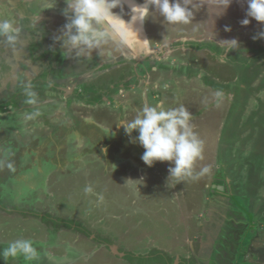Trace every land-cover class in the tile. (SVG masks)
Returning a JSON list of instances; mask_svg holds the SVG:
<instances>
[{
	"label": "rangeland",
	"instance_id": "obj_1",
	"mask_svg": "<svg viewBox=\"0 0 264 264\" xmlns=\"http://www.w3.org/2000/svg\"><path fill=\"white\" fill-rule=\"evenodd\" d=\"M47 2L53 0H0V18L19 29L14 48L0 37V248L31 239L40 252L34 264H264V38L252 39L264 25L252 18L240 24L244 0H232L222 15L223 0H192L193 18L176 25L158 13L154 22L142 21L134 6L144 0H122L123 11L113 12L137 35L129 47L101 26L102 53L121 44L139 58L149 54L158 70L150 78L135 58L137 67L110 60L98 83L68 73L78 71L68 68L74 53L66 55L54 40L66 23V5L55 0L44 8ZM232 38L239 46L225 50L221 40ZM193 54L197 72L188 70L186 81L179 64ZM170 62L174 69L165 66ZM228 74L234 79L221 80ZM121 87L123 93L116 90ZM143 92L153 102L165 94L191 112L203 142L196 179H168L167 161L145 165L143 147L118 125L144 106ZM89 185L93 192L86 194ZM8 264L28 262L21 257Z\"/></svg>",
	"mask_w": 264,
	"mask_h": 264
},
{
	"label": "clouds",
	"instance_id": "obj_2",
	"mask_svg": "<svg viewBox=\"0 0 264 264\" xmlns=\"http://www.w3.org/2000/svg\"><path fill=\"white\" fill-rule=\"evenodd\" d=\"M53 2L44 8H51ZM232 0H223L222 15ZM247 7L245 17L240 20L241 25H248L252 18L264 25V0H244ZM66 7L62 15L66 23L58 30L54 37L66 49V55L75 54L76 57L89 56L91 50L96 49L105 32L101 26L119 36L121 43L131 46L136 33L122 17L113 12L117 7L123 11L122 0H64ZM192 0H144L143 5L134 6L140 10V19L146 20L158 13L164 22L170 25L188 24L194 16L191 7ZM41 20V16L39 18ZM225 26V31H230ZM19 29L11 18H0V37L3 43L14 48L18 39ZM264 38V30L256 33L252 39ZM227 42L225 50L235 49L239 46L236 38L223 39ZM219 95V94H217ZM191 112L183 104L178 107H166L163 102L155 105H144L137 110L134 118L118 123L122 126L131 143H138L144 151L140 157L143 163L149 167L155 162H169L168 179L184 177L196 179L194 165L198 159H202L203 142L194 131L191 124ZM112 127V126H111ZM106 128L108 135L110 129ZM137 132L132 136L133 131ZM114 135V133H112ZM106 152V149H102ZM9 168L12 165H7ZM115 167V165H114ZM114 169V168H113ZM207 168L201 170L207 172ZM133 179H126L125 183ZM142 180V179H141ZM85 193H92V187L86 186ZM99 199H103L102 196ZM23 258L28 264H34L40 258V252L31 239L17 238L0 248V259L8 264L10 259Z\"/></svg>",
	"mask_w": 264,
	"mask_h": 264
},
{
	"label": "crops",
	"instance_id": "obj_3",
	"mask_svg": "<svg viewBox=\"0 0 264 264\" xmlns=\"http://www.w3.org/2000/svg\"><path fill=\"white\" fill-rule=\"evenodd\" d=\"M11 11V13H12V15L11 16H13L14 17V13H13V11L12 10H10ZM122 48V45L121 44H117V49H115L114 50V52L113 53H109L108 55H107V53L105 54H102L103 56H101V58H98L97 60H96V62L95 61H93V59L92 58H90L89 56H86V57H84V56H82L83 57V60H80V59H78V58H76V57H74L75 56V54H73L72 55V63H70V67H68L69 69L70 68H77L78 69V71H75V70H72L71 71V69H70V71L68 72L69 74H72V75H74L73 77H78V78H82V80H83V82H87V80H89V78H91L90 76H92L93 77V81H95L96 80V82L98 83L99 81H100V79H103L104 77H105V75L107 74V72L108 71H110V69H108V67L106 68V69H101L102 67H103V65H105L106 63H109L110 62V60H113V61H119L120 62V64L118 65V66H122V65H124V64H126V63H128L129 62V60H130V62L135 66V63L136 62H138L140 65H141V67H142V69H145V71L144 72H142L143 74H146L148 77H152V75H155V73H154V71L155 70H158L157 69V62H156V64H154V66L151 68L150 66H151V63H150V61H151V58L149 57V54H147L146 56H140V58L139 57H137L138 55V53H137V51H132L131 53L130 52H128L127 50H124V49H121ZM167 55H168V57H169V54H170V51H169V49L167 50ZM167 55L166 56H160V57H162V58H159V56H157L159 59H168V58H166L167 57ZM114 56V57H113ZM133 58H135V60H136V62L134 63V62H132V59ZM197 58H198V55L197 54H193L191 57H190V59H189V61L188 62H186V61H182V62H180V64H179V68H182L183 69V76H181V78H183L184 80H189V79H191V76L190 75H188V76H186L187 75V72H188V70H191L192 69V67L194 68V72L196 73L197 72V70L195 71V69H197V66L196 65H194L191 61H192V59H194L195 61H197L198 62V60H197ZM24 61V63L25 64H27V65H29V66H32L33 64H34V62L31 60V59H25V58H22ZM145 59H146V61H145ZM141 60H144V61H141ZM172 61H176L175 60V58H172ZM22 62V61H21ZM92 62H94L95 64H96V66L95 67H91V64H92ZM7 63H9V64H11V62H8L7 61ZM164 64V63H163ZM117 65H115L114 67H115V69H116V78H118L119 76H121L120 75V73H119V71H118V69H119V67H118ZM165 66H167L168 68H175L176 67V64H175V62H170V64H167V63H165ZM135 67H137V64H136V66ZM113 69V68H112ZM173 69H171V70H173ZM57 70V69H56ZM12 71L14 72V68H13V64H12ZM61 71H67V70H64L63 68H60L59 69V73H63V72H61ZM159 71H165V70H163L162 68H159ZM154 73V74H153ZM201 73V72H200ZM199 73V74H200ZM235 73V72H234ZM139 73H137V74H135V75H138ZM202 74V73H201ZM12 75H14V73L12 74ZM122 75H123V73H122ZM140 75V74H139ZM234 75L235 74H228L227 76L228 77H226V78H224V79H221V80H227V79H230V80H232V79H234ZM133 76L134 75H131V77L129 76L128 78H133ZM198 76V75H197ZM217 77V76H216ZM165 77H162V79H164ZM218 78V77H217ZM125 80V79H124ZM123 80V81H124ZM220 80V81H221ZM219 81V80H218ZM148 83H149V80H148ZM150 84V86H152V84H153V86H159L160 85V82H158L157 84L155 83V80L154 81H152V82H150L149 83ZM149 84H147V85H149ZM166 84H168V83H166ZM82 86H83V84H82ZM108 86H114L112 83H109L108 84ZM193 86H195V87H193L192 88V90H194L195 92H198V82H196ZM116 90H119L120 91V93H123L124 91H125V89H123V87H121L120 89H116ZM186 90H188V88L186 87ZM143 94H144V96H143V100H142V102H141V104H144V105H155L156 103H158V102H163L164 104H165V106L166 107H171V106H173V107H175L174 106V100H172L173 98L171 97H165V94H163V96H161V98H157V100L155 101V102H153L154 100L152 99V101H151V98H149V96H148V94L145 92H143ZM107 96V95H106ZM105 95H102V98H104V99H106V100H108L109 99V97H106ZM186 96V95H185ZM153 97V96H152ZM154 98V97H153ZM176 99V98H175ZM53 101V100H52ZM217 102V101H216ZM191 103V102H190ZM219 105V104H218ZM189 107H191V106H189ZM131 160H133V159H131ZM208 234H209V231H206L205 233H204V243H203V245L204 246H206L207 245V243H206V238H209V237H207L208 236ZM210 241H211V243L213 242L214 243V241H215V237H216V235H211L210 234ZM214 240V241H212V239ZM208 241V240H207ZM210 242L208 241V244H209ZM202 245V246H203ZM203 246V247H204Z\"/></svg>",
	"mask_w": 264,
	"mask_h": 264
},
{
	"label": "flooded vegetation",
	"instance_id": "obj_4",
	"mask_svg": "<svg viewBox=\"0 0 264 264\" xmlns=\"http://www.w3.org/2000/svg\"><path fill=\"white\" fill-rule=\"evenodd\" d=\"M151 19L150 20H153L152 22H154V19H155V16H154V14H153V17H150ZM102 29V28H101ZM104 38V37H103ZM105 39V38H104ZM106 41V40H105ZM105 42L104 41H102L101 40V42H100V44H99V47H98V49H100L99 50V53H97V54H94V55H90L89 57L90 58H92L93 59V61H96L102 54H104L105 53V51L102 53V51H101V49L102 48H105ZM90 53H92V52H90ZM96 55H100L97 59H96ZM96 59V60H95ZM132 169V168H131ZM219 184H217V185H215L216 187L218 186Z\"/></svg>",
	"mask_w": 264,
	"mask_h": 264
},
{
	"label": "trees",
	"instance_id": "obj_5",
	"mask_svg": "<svg viewBox=\"0 0 264 264\" xmlns=\"http://www.w3.org/2000/svg\"><path fill=\"white\" fill-rule=\"evenodd\" d=\"M238 104V103H237ZM264 135V134H263ZM226 138V137H225ZM263 139V138H262ZM249 181H251L250 179H249ZM127 257L129 258V259H131V260H134V259H136V258H138V257H135L133 254H127ZM140 261L141 260H145V258L144 257H142V258H140L139 259ZM155 261H157L158 259H154ZM149 262H150V259L148 260ZM159 261V260H158ZM163 264H167L168 262H167V260H164V259H161L160 260Z\"/></svg>",
	"mask_w": 264,
	"mask_h": 264
},
{
	"label": "water",
	"instance_id": "obj_6",
	"mask_svg": "<svg viewBox=\"0 0 264 264\" xmlns=\"http://www.w3.org/2000/svg\"><path fill=\"white\" fill-rule=\"evenodd\" d=\"M213 187H215V184L213 185ZM217 188H218L219 190H222L223 186H222V185H218Z\"/></svg>",
	"mask_w": 264,
	"mask_h": 264
}]
</instances>
